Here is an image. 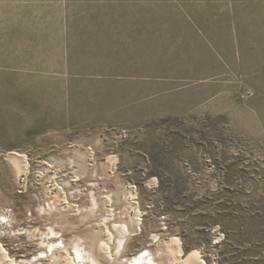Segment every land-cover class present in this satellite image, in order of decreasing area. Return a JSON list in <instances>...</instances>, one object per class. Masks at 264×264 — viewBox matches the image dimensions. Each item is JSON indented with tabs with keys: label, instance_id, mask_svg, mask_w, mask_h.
<instances>
[{
	"label": "rangeland",
	"instance_id": "374dc122",
	"mask_svg": "<svg viewBox=\"0 0 264 264\" xmlns=\"http://www.w3.org/2000/svg\"><path fill=\"white\" fill-rule=\"evenodd\" d=\"M0 248L264 264V0H0Z\"/></svg>",
	"mask_w": 264,
	"mask_h": 264
},
{
	"label": "bare ground",
	"instance_id": "6f19581e",
	"mask_svg": "<svg viewBox=\"0 0 264 264\" xmlns=\"http://www.w3.org/2000/svg\"><path fill=\"white\" fill-rule=\"evenodd\" d=\"M89 155V154H88ZM90 156V155H89ZM9 157L11 158V160L13 161V163L15 164V165H17V166H19V168L22 170V171H25L26 169H27V162H26V159L24 158V157H22V156H19V155H16V154H11V155H9ZM84 160V159H83ZM80 161V160H79ZM113 162V161H112ZM112 165V164H111ZM16 166V167H17ZM113 166V165H112ZM18 168V167H17ZM109 168V167H108ZM113 168V167H112ZM20 170V171H21ZM61 182V181H60ZM60 190V189H59ZM58 193H60V192H58ZM61 201H62V206L64 207L67 203H66V201H65V199H61ZM108 204V203H107ZM105 205V204H104ZM69 208V207H68ZM73 208V207H72ZM49 209V208H48ZM70 209V208H69ZM75 209H77V208H75ZM73 210V209H72ZM75 211V210H74ZM77 211V210H76ZM92 214V213H91ZM108 215V214H107ZM108 216H110V215H108ZM138 225H139V219H138V217L136 218V221H135V223H134V231H136L137 229H138ZM55 231H54V229L53 228H51L50 230H49V233H54ZM128 233H130V231H128V230H124L123 232H122V234H121V236H119L120 238L117 240V242H118V249H121V247H122V245H123V243H124V241H125V238H126V236H127V234ZM55 234V233H54ZM107 234V233H106ZM56 235V234H55ZM116 236V235H115ZM74 237V236H73ZM117 237V236H116ZM99 246V245H98ZM172 246H175V248H174V252H175V256H177V257H175V258H177L178 259V257L181 255V253L179 252V246L177 245V243L174 241L173 243H172ZM54 247V246H53ZM100 247H102V246H100ZM106 248V249H105ZM105 248H103L102 249V251H101V253L104 255L105 254V256H109L110 257V253H109V251H108V247H105ZM68 250V249H67ZM101 250V249H100ZM52 251V250H51ZM117 251V250H116ZM119 251V250H118ZM172 251V252H173ZM79 252V251H78ZM53 253V252H52ZM68 253V252H67ZM84 253V252H83ZM87 253V252H86ZM180 253V254H179ZM66 254V253H65ZM98 254H100V253H98ZM174 254V253H173ZM96 255V254H95ZM115 255V256H114ZM113 256H114V258H116L115 259V261H116V263L118 262L117 261V253L116 254H114ZM62 256V255H61ZM82 256V255H81ZM98 256H100V255H98ZM104 256V257H105ZM78 257V256H77ZM103 257V256H102ZM106 257V258H107ZM108 257V259L109 260H111L110 258ZM76 258V257H75ZM96 258V257H95ZM104 259V258H103ZM176 259V260H177ZM56 262H57V264H73V262L71 261V259H70V261L68 260V259H65L62 263H61V260L59 259V257L57 258L56 257ZM78 260H81L80 258H78ZM96 260V259H95ZM114 260V259H113ZM77 261V260H76ZM98 261V260H97ZM178 261V260H177ZM176 262V261H175ZM77 263V262H76ZM94 263V262H93ZM122 262H119L118 264H121ZM184 263L185 264H202L200 261H198V259H197V257L195 256V255H193V254H188L186 257H185V259H184ZM0 264H15V263H12L11 262V260L10 259H8L7 258V256H6V252L2 249V248H0ZM77 264H79V263H77ZM81 264V263H80ZM95 264H97V263H95ZM123 264V263H122ZM130 264H142V261H141V259L140 258H137V259H132V261H130ZM177 264H179V263H177Z\"/></svg>",
	"mask_w": 264,
	"mask_h": 264
},
{
	"label": "flooded vegetation",
	"instance_id": "af4514ba",
	"mask_svg": "<svg viewBox=\"0 0 264 264\" xmlns=\"http://www.w3.org/2000/svg\"><path fill=\"white\" fill-rule=\"evenodd\" d=\"M48 245V244H47Z\"/></svg>",
	"mask_w": 264,
	"mask_h": 264
}]
</instances>
